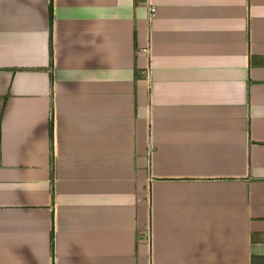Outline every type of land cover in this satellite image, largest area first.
<instances>
[{
  "label": "crops",
  "instance_id": "obj_1",
  "mask_svg": "<svg viewBox=\"0 0 264 264\" xmlns=\"http://www.w3.org/2000/svg\"><path fill=\"white\" fill-rule=\"evenodd\" d=\"M0 264H264V0H0Z\"/></svg>",
  "mask_w": 264,
  "mask_h": 264
},
{
  "label": "trees",
  "instance_id": "obj_2",
  "mask_svg": "<svg viewBox=\"0 0 264 264\" xmlns=\"http://www.w3.org/2000/svg\"><path fill=\"white\" fill-rule=\"evenodd\" d=\"M52 9H51V6H50V17L52 16V13H51Z\"/></svg>",
  "mask_w": 264,
  "mask_h": 264
}]
</instances>
